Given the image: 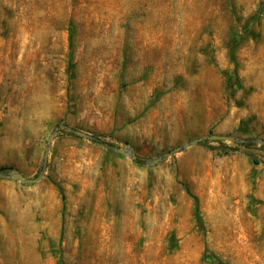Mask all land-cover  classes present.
<instances>
[{"label":"rangeland","instance_id":"obj_1","mask_svg":"<svg viewBox=\"0 0 264 264\" xmlns=\"http://www.w3.org/2000/svg\"><path fill=\"white\" fill-rule=\"evenodd\" d=\"M263 143L264 0H0V264H264Z\"/></svg>","mask_w":264,"mask_h":264},{"label":"water","instance_id":"obj_2","mask_svg":"<svg viewBox=\"0 0 264 264\" xmlns=\"http://www.w3.org/2000/svg\"><path fill=\"white\" fill-rule=\"evenodd\" d=\"M59 129H66L77 137H82V138H85V139H88L91 141L93 140V136L87 135V134L80 132V131H77V130H72V129L67 128L65 126H60L59 128H56L55 131H58ZM53 136L54 135L50 136V138L48 139V143L51 142ZM205 141H209V142H218V141L235 142L236 140L231 138V137L219 136V135L203 136V137L191 140L189 142H185L181 146L174 148L173 150L168 152L163 158L151 160L149 163H147V166L157 165V164L161 163L163 160H166L167 158L174 156L176 154L182 153V152L186 151L188 148L193 147V146H197L198 144L203 143ZM239 143H242V141H239ZM96 144L101 145L100 143H96ZM263 145H264V143H263ZM109 149L111 151L117 153L118 155H121V156L128 155L129 154L128 151L130 150L127 145H124L122 148L109 147ZM130 157L132 158V160L137 159V156L133 152L130 153ZM0 177L6 178L9 180H16L22 185L34 184L40 180L39 178L38 179H25L22 174L17 173V172H8L7 174L0 173Z\"/></svg>","mask_w":264,"mask_h":264},{"label":"trees","instance_id":"obj_3","mask_svg":"<svg viewBox=\"0 0 264 264\" xmlns=\"http://www.w3.org/2000/svg\"><path fill=\"white\" fill-rule=\"evenodd\" d=\"M234 50H235V48H233L231 50L232 57L234 55ZM70 59H72L71 56H70ZM68 69L71 71L73 69V64H69ZM92 141L94 143H99V139L97 137H93ZM240 145L245 147V146H247V142H242ZM223 148L224 147H221V149H223ZM141 162H142V160L139 157H137V159L134 160V163H136V164H140ZM254 163L258 164L259 162H257V160H254ZM262 163L264 164V162H262ZM7 172H8V169L0 168V173L4 174V173H7ZM189 195L191 196V198L193 199V202H194L196 219H197L198 223L201 224V217H200V214H199V200H198V198L196 196L191 195V194H189Z\"/></svg>","mask_w":264,"mask_h":264}]
</instances>
